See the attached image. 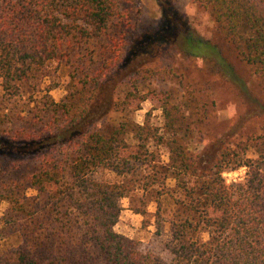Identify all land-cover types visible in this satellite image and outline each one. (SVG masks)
Returning a JSON list of instances; mask_svg holds the SVG:
<instances>
[{
	"label": "trees",
	"instance_id": "trees-1",
	"mask_svg": "<svg viewBox=\"0 0 264 264\" xmlns=\"http://www.w3.org/2000/svg\"><path fill=\"white\" fill-rule=\"evenodd\" d=\"M197 1L230 49L185 31L162 53L204 61L246 114L264 117L229 58L264 95V0ZM132 29L116 0H0V201L17 239L0 264H264V122L213 137L208 93L156 89L176 73L142 66ZM62 68L66 93L55 100L45 80ZM147 98L160 123L134 120ZM242 166L244 178L226 183L222 172ZM126 196L141 214L155 204L151 241L115 231Z\"/></svg>",
	"mask_w": 264,
	"mask_h": 264
},
{
	"label": "rangeland",
	"instance_id": "rangeland-1",
	"mask_svg": "<svg viewBox=\"0 0 264 264\" xmlns=\"http://www.w3.org/2000/svg\"><path fill=\"white\" fill-rule=\"evenodd\" d=\"M116 1L122 10L131 14L133 34L129 46L134 45V49L146 50V53L137 58L141 60V65L144 67L162 66L160 69H169L171 65L176 73L169 77L163 74L162 78L155 81L149 78L150 81H153L152 85L156 89H180L182 87L190 91L193 87H198L202 88L203 92H207L214 102L208 120L213 129V137L222 135L231 127L245 130L261 127L260 124L264 122V117L257 116L256 118L246 114L249 111L248 104L238 94L237 89L218 74L212 72L204 61L200 59L185 60L175 51L171 55H165L161 51L164 48L171 49V43H180V37L185 31H191L195 36L199 35L214 43H219L223 49H230L223 35L216 28L208 9L200 5L197 0ZM172 14L175 15L176 20L173 19ZM177 21L185 25L181 34L177 33L179 31ZM229 58L234 63L236 70L248 79L252 91L264 100V95L260 92L261 88L257 84L258 80L251 75L249 68L242 65L234 56H229ZM138 66L133 63L132 67ZM52 75L45 80V84L52 85L49 93L55 100H59L66 93L67 75L63 68L58 69ZM188 96L189 92H185V98ZM195 96H199L198 92H195ZM137 107L133 113L136 122L141 124L149 118L153 123H160L162 119L161 110L156 99L147 98L140 102ZM257 149H264V145L260 141ZM245 171L246 167L242 166L236 170H224L222 176L226 183L238 182L244 178ZM96 175L99 178L112 177L100 170ZM135 204L137 202H131L128 196L121 200V211L114 229L129 238L146 243L151 241L155 231V218L153 216L155 204H147L146 212L142 214L133 210ZM7 206V201H0V255L2 256L8 253L10 246L14 248L17 245L16 236L10 234V230L5 228L2 223V217ZM134 214L138 215L134 216ZM117 225H119L118 228ZM164 228L162 237L166 238L168 237L166 225ZM200 237L207 240V232H202Z\"/></svg>",
	"mask_w": 264,
	"mask_h": 264
},
{
	"label": "crops",
	"instance_id": "crops-1",
	"mask_svg": "<svg viewBox=\"0 0 264 264\" xmlns=\"http://www.w3.org/2000/svg\"><path fill=\"white\" fill-rule=\"evenodd\" d=\"M136 215H138V214H134V216H136ZM118 226H119V225H117V228H118Z\"/></svg>",
	"mask_w": 264,
	"mask_h": 264
}]
</instances>
